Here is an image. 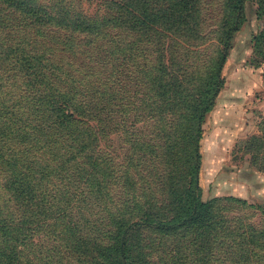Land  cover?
<instances>
[{
  "label": "trees",
  "instance_id": "obj_1",
  "mask_svg": "<svg viewBox=\"0 0 264 264\" xmlns=\"http://www.w3.org/2000/svg\"><path fill=\"white\" fill-rule=\"evenodd\" d=\"M248 1L223 0L227 16L218 28L220 46L210 69L197 63L207 55L206 49H194L208 35L203 32L204 0H102L99 9L105 14L101 17L88 16L75 6V0H0V264H29L34 181L40 184L36 206L46 212L49 198L57 197V191L44 183L46 174L61 168L69 156L91 153L95 110L107 115L116 111L113 102L120 99L112 87L100 92L107 99H97L96 64L115 77V85L122 70L139 60L134 84L140 81L144 91L137 94L157 118L139 162L128 158L118 163L105 157L104 171L111 169L120 176L116 184L137 163L136 171L144 182L168 179L173 183L172 170L159 176L158 164L168 163L173 151L181 158L180 150H172L179 145L174 141L186 136L193 140L187 158L190 168L180 176L181 205L175 217L164 220L147 213L124 223L117 236L118 264H133L127 242L138 230L176 232L194 223H209L213 201L201 200L199 142L205 116L223 88L221 71L245 20ZM257 1L261 13L264 0ZM256 42L264 48V30ZM200 72L205 74L198 78ZM192 73L199 80L196 84L188 82L194 78ZM122 107L130 109L132 101ZM181 121L190 123V135L183 134L184 126L178 135L173 133ZM246 151L251 154L250 164L264 172L259 162L264 157V139L251 137ZM48 160L55 162L53 166ZM81 193L85 195L84 190ZM64 213L58 212L53 219ZM152 260L166 264L161 256Z\"/></svg>",
  "mask_w": 264,
  "mask_h": 264
},
{
  "label": "rangeland",
  "instance_id": "obj_2",
  "mask_svg": "<svg viewBox=\"0 0 264 264\" xmlns=\"http://www.w3.org/2000/svg\"><path fill=\"white\" fill-rule=\"evenodd\" d=\"M101 1L75 0L74 3L88 16L101 17L105 14L99 9ZM204 1L201 15L203 32L208 35L194 49H206L207 55H202L197 63L199 67L211 69L220 46L218 28L224 23L227 10L223 0ZM258 8L257 0L246 2L245 20L234 35L221 71L224 84L228 80V89L242 85L228 102L237 101L249 113L246 126L225 147L222 140L211 139V129L205 128L211 111L202 125L198 183L201 200L213 201L211 219L204 226L194 223L176 232L147 228L134 232L127 242L133 264H155L152 258L158 256L166 264H264V213L261 211L264 210V172L250 164L251 154L246 151L251 137L264 139V48L256 42L264 30V11L259 13ZM94 69L100 73L94 76L95 90L100 94L97 99L100 102L107 99V94L100 92L108 91L110 86L120 100L113 102L116 111L109 115L95 110L91 120V153L76 158L69 156L61 168L49 170L44 177L45 185L57 191L55 199L49 198L46 212L36 206L40 184L34 181L29 206V264H118L117 236L124 223L147 213L157 219H172L181 205L183 179L180 176L190 168L187 158L193 146L191 136L174 141L179 145L172 150L181 151L180 159L173 151L166 159L168 163L158 164L159 176L161 173L165 177L172 170L173 183L168 179L165 183L154 179L150 184L144 182L136 171L138 163L135 167L129 166L119 184H116L120 180L118 172L104 171L106 156L118 163L128 158L139 162L150 138V127L157 118L141 101L142 95L137 94L144 91L140 81L134 84L140 70L139 60H133L126 71L122 70L115 85L112 83L115 77L97 64ZM198 74L199 78L205 73ZM188 82L196 84L199 80L194 75ZM224 93L226 98L233 96L229 91ZM128 100L132 101V107L125 110L122 104ZM180 124L173 133L178 135L184 126L183 134L190 135V123L181 121ZM47 162L50 166L55 163ZM259 162L264 164V157ZM83 190L85 195L81 193ZM60 211H65V215L53 219Z\"/></svg>",
  "mask_w": 264,
  "mask_h": 264
},
{
  "label": "crops",
  "instance_id": "obj_3",
  "mask_svg": "<svg viewBox=\"0 0 264 264\" xmlns=\"http://www.w3.org/2000/svg\"><path fill=\"white\" fill-rule=\"evenodd\" d=\"M236 78L237 77H234L235 80H237ZM241 81L238 83H241ZM241 86L242 85L228 89V80L226 79L224 87L217 96L216 103L205 121V128L211 129V139L222 140L225 142V147L231 144L234 138L238 137L246 126L247 114L249 113L243 111L244 107L240 106L237 101H232L233 103L228 102L231 97L233 98L237 95L236 92ZM224 91L233 93L230 94L233 96L226 98ZM221 146L222 143L220 142V147Z\"/></svg>",
  "mask_w": 264,
  "mask_h": 264
}]
</instances>
